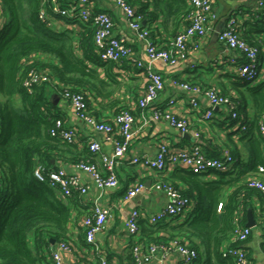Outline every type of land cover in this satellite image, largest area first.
<instances>
[{"label": "trees", "instance_id": "16d2710c", "mask_svg": "<svg viewBox=\"0 0 264 264\" xmlns=\"http://www.w3.org/2000/svg\"><path fill=\"white\" fill-rule=\"evenodd\" d=\"M73 1L60 0V6L68 7ZM128 2L135 7L137 15L148 20L143 7L137 8L131 0ZM0 7L6 15L0 25V264H38L41 261L38 255L45 249L49 252L63 241L71 247L74 243L69 238L70 204L59 197V187L51 185L48 177L40 181L35 176V170L41 166L47 174L60 169L58 163L61 162L76 165L81 161H96L94 158L74 156L73 150L79 137L77 141L69 142L51 135L55 121L66 120L58 104L49 96V90L52 86L63 100H66L63 96L66 89L83 93L87 111L95 116L87 106L85 92L90 80L98 77L87 60L106 63L96 52L94 30L90 25H84L83 30L76 33L78 41L74 42L70 30L54 32L40 18L42 9L52 12L49 0H0ZM190 11V7L186 6L183 16L185 27L190 24ZM259 13L264 17V9ZM62 18L69 26L77 22L74 18ZM147 26L151 30V38L153 30ZM243 37L251 46L257 47L261 70L264 39ZM34 55L48 59L39 62L33 58ZM242 57L244 63L243 54ZM123 62L130 63L129 60ZM32 69L49 73L51 79L55 76L61 85L47 81L35 85L32 91L28 90L23 81ZM244 83L250 86V83ZM248 88L254 108L252 115L242 110L240 99L232 97L233 102L238 104V110L247 118V128L240 130L241 139L246 138L245 155L229 147L235 158V171L217 173L219 181H206L200 174L183 167L175 168L169 176L170 180L192 200L193 209L173 219L150 224L152 232L159 228L164 233L157 237L152 235L149 243L168 244L178 239L195 248L198 255L190 264H238L229 249L242 247L247 250L245 243L249 237L244 242L232 240L236 219L249 208L254 214V199L261 201L260 217L264 222V193L247 183L248 174L256 171L259 165H264V138L260 133V126L264 124V81ZM124 109L132 111L121 104L117 106L115 115ZM68 153L72 156H67ZM89 153L93 156L90 150ZM78 192L74 191L67 198L76 202L74 197ZM220 203L223 206L218 210ZM183 216L182 221L173 223ZM52 240L55 241L53 245ZM130 256L137 264L132 252Z\"/></svg>", "mask_w": 264, "mask_h": 264}, {"label": "crops", "instance_id": "0c3cea01", "mask_svg": "<svg viewBox=\"0 0 264 264\" xmlns=\"http://www.w3.org/2000/svg\"><path fill=\"white\" fill-rule=\"evenodd\" d=\"M97 10L108 11L114 18L117 35L126 36L130 41L134 55L140 60H147L146 43L139 39L134 31L127 25L122 10L116 5L114 0H92ZM258 0H214L215 18L208 21V30L204 37L198 42V47L189 46L186 55L179 60L176 65H169L162 60L153 63L156 71L163 74L165 78V88L160 93L153 106L164 107L168 100L175 98V112L186 117L190 123L191 139L167 121H155L152 119V109H147L144 113L148 123L142 127L135 135L130 149L125 157L116 166L119 178V186L116 189H100L94 184L93 176L85 171L79 170L74 163H58L59 168L65 169L70 174L78 175L83 184L90 186V190L83 194L76 193V202L70 201L59 191V197L70 204L71 221L69 224V238L74 243V247L65 253L68 264H99L101 257H106L113 264H134L130 252L131 245L135 238L130 236L126 229V219L134 209H139L144 214H152L164 209L167 205L166 194L155 188L154 184L159 177L169 178L173 170L168 169L163 173L131 163L135 156H145L154 158L157 155L159 143L167 140L173 147H191L195 144L202 146L209 156L221 153L223 147L239 150L245 155L246 138L241 139V131L237 129L236 121L232 120L226 106H218L214 110V117L203 118V113L211 107L209 99L202 93L194 89H184L175 84L174 80L190 83L192 87L206 88L214 87L220 92L232 95L240 99L242 110L248 114H253V104L248 87H256L264 81V63L261 67V77L247 86L237 74V65L243 61L242 54L231 47L223 44L218 39L219 32L227 27L234 20L236 28L241 35L250 39H264V17L259 13L257 7ZM137 8H144V24L149 25L153 30L152 40L163 46L178 31L184 29V9L188 7L186 0H131ZM260 14V15H259ZM6 15L0 7V25L4 23ZM52 29L60 33L69 31L74 42L78 41L76 33L83 30L80 24L68 25L64 18L55 17ZM149 21V22H148ZM74 25V26H73ZM73 28V30H71ZM34 59L44 62L46 56L34 55ZM89 66L94 69L98 79H92L87 85V106L89 110L100 120L113 122L117 106L123 104L129 107L136 115L138 123L141 124V109L137 106L138 98L144 93L145 77L142 70L133 63L122 62L120 64H97L92 60H87ZM52 84H60L55 76L51 79ZM49 96L60 107L65 115L68 125L78 130L79 140L73 150L76 157H86L97 160L96 154L90 155L87 149L88 143L96 139L101 142L103 151L106 154L113 152V142L105 132L93 129L89 124L79 118L74 108L63 100L54 89L49 90ZM195 99L198 107H193L192 100ZM245 108V109H244ZM199 133V136L196 134ZM67 156H72L70 153ZM73 156V157H74ZM201 178L206 181H219L218 174H201ZM137 181L144 183L145 187L132 199H125L128 189ZM183 186V184H181ZM95 205L100 207H110L111 215L106 223L105 229L96 235L98 249L88 245L81 223L84 215L88 214ZM254 219L255 226L245 246L251 257L252 264H264V232L262 230V219L260 217L261 201L254 199ZM193 205L188 209L191 211ZM187 211V212H188ZM184 216L178 221H182ZM141 231L138 239L149 243L153 235H162L163 230L155 228L151 231L150 224L146 218H141ZM247 212L239 214V222L247 224ZM172 223V224H173ZM33 239V238H32ZM54 243H51L53 245ZM33 246V242H32ZM52 250V248H51ZM51 250L47 249L41 256L38 264H54ZM155 264H187L184 257L177 251L163 255L157 252L153 258Z\"/></svg>", "mask_w": 264, "mask_h": 264}, {"label": "built area", "instance_id": "2783aa9c", "mask_svg": "<svg viewBox=\"0 0 264 264\" xmlns=\"http://www.w3.org/2000/svg\"><path fill=\"white\" fill-rule=\"evenodd\" d=\"M51 13L42 9L40 18L46 22L49 27L53 26L55 15L66 16L77 19L74 25H90L94 30V44L96 52L104 62L122 63L129 60L142 70L145 77L144 93L138 98L137 106L141 109V124L137 127L138 119L134 112L122 110L114 116L111 123L102 121L97 117L90 115L86 108L84 95L81 92L64 90L63 96L69 101L80 119L89 124L93 129L105 132L108 138L113 142V152L106 154L103 151L100 141L93 139L88 143L89 150L98 155V159L93 162L81 161L75 166L81 170L90 173L93 176L94 184L100 189H116L119 186V178L116 172V166L128 153L131 143L138 131L148 123L144 115L147 109H152V119L155 121H167L171 126L177 128L182 134L190 132V123L186 117H181L175 112V98L168 100L164 107L153 106L160 93L165 88V78L163 74L156 71L153 63L162 60L169 65H176L189 50V46L198 47L199 40L204 37L208 30V21L216 17L214 11V0H186L191 11L189 14L190 24L178 32L176 36L169 40L166 47L157 45L150 38V28L144 24L142 15H137L135 7L128 0H114L116 5L122 10L129 28L135 35L145 41L147 60L143 61L134 55L130 41L126 36L117 35L114 32L115 21L113 16L105 10H97L92 0H75L62 8L60 0H49ZM257 7L264 9V0L257 1ZM218 39L223 44L241 52L245 58L244 63L237 65V74L244 82L255 83L261 77L259 67V56L257 47L251 46L236 28L234 20L222 29L218 34ZM132 60V61H131ZM51 81L49 73L32 69L29 71L23 81V85L32 91L35 85ZM175 84L184 89H194L204 94L210 101L211 107L203 113V118L211 119L214 117V110L218 106H226L230 117L236 121L237 129L245 130L247 128L246 115L238 110L237 102H233L232 95L220 92L214 87H192L190 83L174 80ZM193 107H198L195 99L192 100ZM52 136L65 141H77V128L68 125L63 119L55 121L50 130ZM261 136L264 138V124L260 126ZM199 136V133L196 134ZM131 163L142 167L163 173L168 169L174 170L177 167H183L195 174H217L229 173L235 171V158L229 147H223L219 156H209L203 150L202 146L195 144L191 147H173L167 140L159 143L156 157L148 158L145 156H135L130 160ZM35 176L40 181H45L48 177L51 185L60 188L62 195L68 197L74 191L83 194L90 190V186L83 184L80 177L68 173L65 169L51 170L45 174L44 168L39 166L35 170ZM264 165H259L256 171L247 176V183L264 193ZM155 188L163 191L168 197L167 205L163 210L144 214L139 209H134L126 219V229L130 236L135 238L131 252L137 264H155L153 258L157 252L167 255L170 252L177 251L190 264L197 258V251L187 243H181L178 239L171 240L168 244L146 243L138 239L141 231L139 221L146 218L149 223L157 224L163 220L173 219L178 215L185 214L193 205L192 200L183 195L172 183L169 178L159 177L154 184ZM145 185L137 181L131 186L125 199L134 198ZM223 204L218 205V210L222 209ZM111 215L110 207H100L95 205L93 209L84 215L81 223L85 230V237L88 244L94 249H98L96 235L105 229L106 223ZM264 232V222L262 223ZM252 228L242 225L239 218L236 219L233 241L244 242L251 234ZM72 249L68 242H60L51 250L54 264H68L65 259V253ZM229 252L236 256L238 264H252L248 251L240 247L229 249ZM99 264H113L106 257H101ZM160 264V263H159Z\"/></svg>", "mask_w": 264, "mask_h": 264}, {"label": "water", "instance_id": "95a60500", "mask_svg": "<svg viewBox=\"0 0 264 264\" xmlns=\"http://www.w3.org/2000/svg\"><path fill=\"white\" fill-rule=\"evenodd\" d=\"M184 137L191 139V136L188 133H184L183 134ZM247 226L252 227L255 226V219H254V214H253V210L251 208H249L247 210ZM55 241L52 240V243H54Z\"/></svg>", "mask_w": 264, "mask_h": 264}]
</instances>
